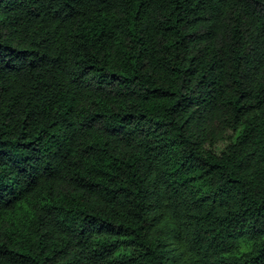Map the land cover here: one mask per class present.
I'll return each mask as SVG.
<instances>
[{
  "label": "trees",
  "instance_id": "16d2710c",
  "mask_svg": "<svg viewBox=\"0 0 264 264\" xmlns=\"http://www.w3.org/2000/svg\"><path fill=\"white\" fill-rule=\"evenodd\" d=\"M0 264H264V0H0Z\"/></svg>",
  "mask_w": 264,
  "mask_h": 264
},
{
  "label": "rangeland",
  "instance_id": "374dc122",
  "mask_svg": "<svg viewBox=\"0 0 264 264\" xmlns=\"http://www.w3.org/2000/svg\"><path fill=\"white\" fill-rule=\"evenodd\" d=\"M240 246H243V245H240ZM240 246H239V247H240Z\"/></svg>",
  "mask_w": 264,
  "mask_h": 264
}]
</instances>
